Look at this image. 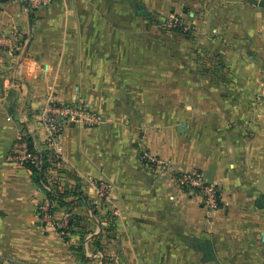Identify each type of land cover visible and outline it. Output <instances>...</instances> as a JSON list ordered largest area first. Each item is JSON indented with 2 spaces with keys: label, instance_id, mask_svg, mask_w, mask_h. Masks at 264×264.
Returning a JSON list of instances; mask_svg holds the SVG:
<instances>
[{
  "label": "crops",
  "instance_id": "obj_1",
  "mask_svg": "<svg viewBox=\"0 0 264 264\" xmlns=\"http://www.w3.org/2000/svg\"><path fill=\"white\" fill-rule=\"evenodd\" d=\"M263 83L264 0H0V264H264ZM50 95L101 123L67 124L57 160L36 130L38 182L6 156ZM191 171L218 209L177 186Z\"/></svg>",
  "mask_w": 264,
  "mask_h": 264
},
{
  "label": "built area",
  "instance_id": "obj_2",
  "mask_svg": "<svg viewBox=\"0 0 264 264\" xmlns=\"http://www.w3.org/2000/svg\"><path fill=\"white\" fill-rule=\"evenodd\" d=\"M26 5L33 9L47 6L55 0H23ZM172 27L182 32L189 31L180 20L173 18L169 20ZM262 96L264 97V83L262 86ZM74 123L80 127H96L101 123V116L95 112L87 110L81 104L64 103L58 100L55 95H50L48 102L42 107L35 121L34 127H23L16 133L13 144L6 156V160L14 166L26 168L28 164L39 166L41 163L40 153L34 146L35 132L43 129L46 132L45 146L56 160L61 157L60 136L63 128ZM144 158L149 163L154 164L160 171H169L170 165L158 157L144 154ZM177 186L189 193H195L201 197L202 206L208 211L218 209L220 205V193L218 186L213 182H208L199 171L174 174ZM98 195L102 199H108V186L100 185ZM54 208L52 202L45 200L38 208V217L44 221H50L54 228L63 231L67 228L70 220L69 214H64L61 219H54Z\"/></svg>",
  "mask_w": 264,
  "mask_h": 264
},
{
  "label": "trees",
  "instance_id": "obj_3",
  "mask_svg": "<svg viewBox=\"0 0 264 264\" xmlns=\"http://www.w3.org/2000/svg\"><path fill=\"white\" fill-rule=\"evenodd\" d=\"M27 167L29 168V170L32 172L33 174V177L36 181L40 182L41 181V176H42V171L44 170V165H39V166H35V165H32V164H28ZM41 175V176H40ZM50 196V198L52 199H55V200H58V204L60 206H63V205H67L70 203V201H65L63 198L67 195L65 192L64 193H58V192H51V193H48ZM55 209V207L52 209V211ZM74 219H70L69 222H68V226L67 228H69L70 226L73 225Z\"/></svg>",
  "mask_w": 264,
  "mask_h": 264
},
{
  "label": "water",
  "instance_id": "obj_4",
  "mask_svg": "<svg viewBox=\"0 0 264 264\" xmlns=\"http://www.w3.org/2000/svg\"><path fill=\"white\" fill-rule=\"evenodd\" d=\"M256 0H249V2L255 3Z\"/></svg>",
  "mask_w": 264,
  "mask_h": 264
}]
</instances>
